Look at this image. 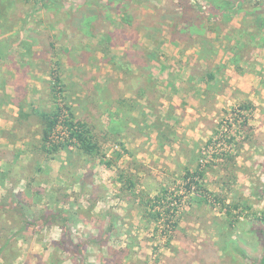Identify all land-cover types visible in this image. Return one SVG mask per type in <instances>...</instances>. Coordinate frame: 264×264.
<instances>
[{
  "label": "rangeland",
  "instance_id": "obj_1",
  "mask_svg": "<svg viewBox=\"0 0 264 264\" xmlns=\"http://www.w3.org/2000/svg\"><path fill=\"white\" fill-rule=\"evenodd\" d=\"M85 3L96 8L108 0L81 2ZM260 3L245 0L240 9L259 7L264 12ZM16 4L21 11L10 7L2 10L0 92L11 80L6 77L14 73L9 76L15 78V84L24 81L23 90L38 108L65 103L74 116H85L101 132L110 125V112L116 111L117 100H131L136 103L131 115L139 123L132 125L125 120L129 118L126 115L122 137L117 141L100 137L105 159L121 152L111 167L84 157L73 146L44 156L42 170L60 165V174L57 179L40 176L39 185L44 190L39 196L33 195L35 211L42 212L48 206L45 190L58 184V208L69 209L72 236L67 234L57 241L46 227L43 233L32 230L39 233L33 243L30 235L18 239L23 235H16L21 218H11L0 208V235L7 233L12 238L4 254L7 260L0 258V264H59L64 257L67 260L63 264H259L264 256V220L255 219L264 216V50L246 45L238 70L230 61L232 54H226L238 33L228 28L227 37L219 38L224 45L218 44V26L209 38L213 40L212 53L205 51L209 58L199 57L202 44L179 35L180 11L189 4L206 13L208 0H115L111 11H104L110 12L112 24H120L119 15L127 10L135 22L124 25L122 35L114 29L110 39L94 46L89 43L98 37L89 36L88 27L66 30L74 21L69 12L76 9L77 0H19ZM208 24L201 21L204 33ZM148 32L155 33L159 47L146 37ZM173 37L176 41H171ZM69 38L80 41L72 44L67 42ZM23 39L30 48L20 56L16 50ZM189 45L191 50L186 48ZM148 49L155 56L148 57ZM139 62L146 64L148 73L143 75L147 80L134 79L140 73ZM219 63L223 74L216 70L217 80H208V70L214 72ZM258 64L253 83L247 79L246 85L237 88L235 76L244 70L254 71ZM143 81L151 90L139 96L137 89ZM207 84L214 88L202 94ZM37 93L41 95L37 97ZM4 103L6 98L0 94V112L11 115V107ZM28 104L26 99L22 102L28 112L20 113L16 121L0 116V171L6 168L9 152L15 153L11 149L14 144L29 149L24 143H29L27 137L39 129V119L29 115ZM158 110L171 111L168 123L173 134L163 145L150 126ZM10 120L23 126V137H17L16 127L11 130L7 126ZM196 168L203 171L202 177L195 176L201 188L185 178L186 171ZM2 174L0 192L21 191L28 179L21 176L18 188ZM22 198L24 201L25 196ZM219 199L230 204L241 202L232 210L231 224ZM155 212L160 214L157 220L150 215ZM45 233L50 235L46 238ZM74 248L75 257L66 251Z\"/></svg>",
  "mask_w": 264,
  "mask_h": 264
},
{
  "label": "trees",
  "instance_id": "obj_2",
  "mask_svg": "<svg viewBox=\"0 0 264 264\" xmlns=\"http://www.w3.org/2000/svg\"><path fill=\"white\" fill-rule=\"evenodd\" d=\"M27 3L29 0H25ZM115 0H108L109 2H114ZM210 4V9L205 13V11H200V7H195V5H184L182 7V11H180V33L181 38H186L189 37V39H192V42L199 44L201 43L203 48L201 49L200 47V52H199V57H202L203 59L209 58L208 55H206L205 51L211 52V43L213 40H210L209 37L207 36V32H214L216 27L222 25L223 21H228L230 18V13L233 11V7L230 4L229 0H208ZM11 3L10 1L8 2L7 0H0V26L2 25L1 18L5 15L2 10L4 8L8 7L9 4ZM118 3H121V0H118ZM260 3V2H259ZM261 5L264 3L263 1L260 3ZM43 6H46V2L44 1ZM85 4L80 5L78 8V11L74 14L73 12H69L71 15L73 13V19L74 16L77 19L78 22H89V21H94L96 23V26L99 25V29L101 28H106L107 23H103V21H107L109 19L108 14L104 13V10L108 9L109 5L106 6H101V7H96L95 9H90L87 6H83ZM82 7V8H81ZM250 14L253 13V20L251 23V31L246 32V31H241L239 34V38L236 39V43L232 53V58L230 61L236 66V68L239 70V61L241 58L245 55L244 54V48L248 44H252V46H258L261 44H264V37L260 35V31L264 28V16H263V11H249ZM205 15V16H204ZM135 17H132L129 13H121L119 15V21L118 23H126L127 25H132L135 22ZM170 18V17H169ZM166 18V19H169ZM110 20L113 22V20L110 18ZM220 20V23H219ZM201 21L202 23L208 22V27L207 31L204 33L202 31L201 27ZM94 23V25H95ZM118 25V24H117ZM147 25V24H146ZM124 28V27H123ZM123 28L121 27H116L115 30L118 32L119 35L123 34ZM107 29V28H106ZM189 30L193 31L194 33H190ZM217 32V30L215 31ZM114 35L113 32H108L105 31L102 35V39H110V36ZM31 37V35H30ZM146 37L150 39L156 47H159V42L157 43L155 40V33L153 34L152 32L146 33ZM242 38V42H241ZM173 39H177L176 37H173ZM156 42V43H155ZM1 43V41H0ZM27 42L24 40H20L18 45L19 47H22L27 51L29 47L26 44ZM190 46V45H189ZM188 46V47H189ZM232 49V47L230 48ZM23 51L22 53H24ZM145 53L149 56H155L153 53V50H146ZM20 55V54H19ZM1 58V55H0ZM125 67V66H124ZM129 68L128 66H126ZM223 65L218 64L216 69L213 71L208 70L207 73V79L210 81L217 80V76L215 75L216 70L220 73L223 74ZM125 70V69H124ZM138 71H140L139 74L135 76L134 79H139L141 77L144 78V80H147V75H143L144 71L147 72L146 70V64L140 63L138 66ZM1 72V71H0ZM148 73V72H147ZM206 80V78L204 79ZM23 82L20 81V84H15L13 82V85L15 87L14 89V96L8 95L5 91H2L1 95L6 98L7 103H11L14 105L19 106L21 108L22 102H25V96L23 86ZM137 91L140 96L141 93H145L146 95L149 93L151 90V87L147 85L145 87V83H141ZM145 87V89H144ZM1 88V87H0ZM209 88H214V85L207 84L206 89H202V94H207L206 91L209 90ZM148 100V99H147ZM62 105H58L57 103L54 104L53 107H46V108H38L35 106L34 103L30 102V113L31 115L38 117L39 119V129L35 130V134L39 136L38 140H34L33 147H32V157L31 160L28 162L27 165L22 164L20 160H17L16 157L13 159L14 154L12 152H9L8 156L5 157L6 161V174L8 173L10 175L9 178L12 182L17 183L20 179L21 176H28L29 178L31 177V173L40 171L42 170L40 166L41 160L44 158V156L50 157L52 152L54 153L55 151L59 149H66L67 147L73 146L75 147L79 153H81L84 157L90 159V160H95L99 159L100 162H104L106 166L111 167L114 165V162L118 158L121 157V152H116L111 159H105L104 154L101 151V144H100V137L107 139L109 138L110 140H118L120 137L124 135V119L125 116L128 115L129 118L125 119L126 121L130 122L132 121L134 125L138 124L139 122L136 121L134 117L131 115V111L134 110L136 103L129 100H123V99H118L117 100V107L115 112H110V114L113 116V119L110 121V125L99 132V130L96 128V125L93 123V121H89L88 118L85 116L83 118H78L74 116L73 111H71L70 107H66L65 103H61ZM124 107L126 109H124ZM152 109L153 107H149ZM64 111L67 112V116L65 119L66 125L68 126V131H69V140H66L64 143H52L49 140V135L50 132L57 126L58 122L60 121L61 117L64 115ZM148 115V114H146ZM154 118L153 120L149 123L150 126L154 129L156 132V137L157 141L160 145H163L164 142L167 140L170 134H173V131L168 123V119L171 116V111L167 110L166 112L159 111L157 113H154ZM0 116L4 117L5 114L4 112H0ZM20 117V116H19ZM18 117V118H19ZM88 117V116H87ZM5 118L11 119L16 121L17 118L12 117L11 115H6ZM122 124V126H120ZM30 125H27V128H29ZM127 127V126H126ZM26 128V129H27ZM24 129V128H23ZM23 129L20 130L17 134L21 135V137L24 136ZM28 130V129H27ZM28 135V134H27ZM122 145L123 151L125 148ZM35 147V148H34ZM16 156V155H15ZM46 157V158H48ZM38 158L37 160H35ZM20 169H22V172H20ZM26 174V175H25ZM4 175V173L2 174ZM203 171L198 170L196 168L193 172L186 171L185 173V178H189V182H196V184L201 188V185L195 181V176L202 177ZM14 180V181H13ZM187 186L190 188V184L188 183ZM198 188V189H199ZM6 193L4 196L5 198H2L3 200L0 201V208L4 210L6 213L9 215H13V218H17V215H19L18 218H21L19 221L18 226L16 225V235L17 233L24 232V230L32 231V230H37L38 231V223L35 221L37 218H43L46 221H51V222H62L64 221V227H65V232H64V237L67 238V234L69 229H67L68 226H66V221H68L69 216L64 214L62 210L58 212H48V213H43L46 214L45 216H41L42 212H30L28 209V206L23 203V199H20L18 194H14L9 190H6ZM214 200L215 197L213 198ZM9 200H13L14 205L16 208L15 210L11 211V206L9 204ZM221 201V209L223 210L225 217H227V221L229 224H231L230 217L232 216V210L233 209H238L241 206V202H234V203H226L224 199H219ZM245 200V199H244ZM9 204V205H8ZM8 206V207H7ZM148 204L143 205L144 208H146ZM10 212V213H9ZM241 212V210H240ZM29 213V214H27ZM150 215L157 220V218H160L159 212L155 213H150ZM29 217V218H28ZM35 217H37L35 219ZM32 218V219H31ZM31 219V220H30ZM257 221H262L264 220V216L259 217V219H255ZM42 224V223H41ZM40 230V229H39ZM33 232V231H32ZM263 237H264V232H263ZM12 238L7 236V233H1L0 235V258L6 259L4 257V254L6 253V247L9 241ZM68 240H65L66 242ZM69 243V242H68ZM7 260V259H6ZM259 264H264V256L261 257V259L258 262Z\"/></svg>",
  "mask_w": 264,
  "mask_h": 264
},
{
  "label": "crops",
  "instance_id": "obj_3",
  "mask_svg": "<svg viewBox=\"0 0 264 264\" xmlns=\"http://www.w3.org/2000/svg\"><path fill=\"white\" fill-rule=\"evenodd\" d=\"M8 2L10 1L11 3L9 4V6H8V8L10 9V10H13V11H21V9H20V4L19 5H17L16 3H19V0H17V2H16V0H7ZM83 1H85V0H77V7H76V9L75 10H73V13L75 14L77 11H78V8H80L79 6H80V4H81V2H83ZM230 1V4H231V6L233 7V11L230 13V18H229V20H228V22H227V24L225 25V26H223V25H220V27H219V29H221V30H219L218 31V35H216L215 34V36H216V38H218V40H217V43L218 44H222V45H224L223 44V41H221V40H219V38H221V35H225L226 36V31H227V29L228 28H230L229 29V31H234V32H236V33H238V34H235L236 36H237V39L239 38V33L241 32V31H246V32H250L251 31V23H252V20H253V13L252 14H250L249 13V11H253V10H257V11H260L259 10V7L257 8V9H252V10H242V9H240V5H242V4H245V0H229ZM256 0H252V3H253V5L254 4H256V5H259V3H257V2H255ZM263 1V3H264V0H262ZM240 3V4H239ZM14 4L16 5V7L14 6ZM43 4V3H42ZM239 4V5H238ZM82 5V4H81ZM106 5H109V7H108V10L109 11H111L110 10V8H111V2H109V3H106V4H103L102 6H106ZM210 5V4H209ZM263 5V4H262ZM83 6H87L88 8H90V9H95V8H91V7H89L88 6V4L87 3H85V5H83ZM82 8V7H81ZM107 10V9H106ZM106 10H104V11H106ZM31 12V11H30ZM105 13V12H104ZM107 13V12H106ZM126 13H129L131 16H132V14L129 12V10H127L126 11ZM232 13H234V16L232 15ZM23 15V17L24 18H26L25 16H27L26 14H22ZM263 16H264V13H263ZM108 17H109V19H107V21L105 22V21H103V23H107V29L106 28H98L99 27V25H97L96 26V23L92 20V21H87V22H78L77 21V19L75 18V16H74V21H73V23H71L72 25H71V27H69V28H66V30H69V29H71L72 27H75V29H79L80 28V26H83L84 28H89V31L87 32V34L90 36L91 35V37H93L94 35L95 36H97L98 37V39L96 40V41H94V40H90L91 42H93V43H89L90 45H92V46H94L95 44H97V43H99V42H102V36L101 35H103V33L105 32V31H108V32H113V30L116 28V27H124V25H127V24H125V23H121L120 22V24H118V25H113L112 24V21L110 20V18L112 19L113 17L110 15V12L108 13ZM75 21H76V23H75ZM233 21H235V22H237V23H235L234 24V22ZM94 23H95V25H94ZM219 23H220V20H219ZM233 25H232V24ZM91 24V25H90ZM231 24V25H230ZM128 26H130V25H128ZM232 26V27H231ZM92 27H95V28H92ZM73 29V28H72ZM24 30V29H23ZM86 30V29H85ZM91 30V31H90ZM241 30V31H240ZM25 31V30H24ZM102 32V33H101ZM72 34H76V32L73 30V32H72ZM208 37L210 38V39H212L211 38V35L212 34H214V33H212V32H208ZM260 35L262 36V37H264V28L260 31ZM227 37V36H226ZM84 38H88L87 36H85ZM24 40V39H23ZM67 40V42L70 40L71 42H69V43H77V41L79 42L80 40L78 39V40H71V38H69V39H66ZM230 40L231 39H228L227 41H229L230 42ZM171 41H176L175 39H171ZM95 42V43H94ZM241 42H242V38H241ZM231 44V43H230ZM15 46V45H14ZM216 46H218V45H216ZM235 46V45H234ZM17 47H19V46H17ZM191 47L192 46H189V47H187L186 46V48L187 49H189V50H191ZM193 47H194V45H193ZM232 47V51H231V48ZM255 46H252V49L254 48ZM259 47H261V48H259ZM30 48V47H29ZM230 48L228 49V51H227V53L226 54H232V52H233V50H234V47L233 46H230ZM262 49V50H264V44H261V45H259L258 47L256 46L254 49ZM193 49V48H192ZM19 54H20V56H24V55H26L27 54V51H25V49L23 48V46L22 47H19V49H17L16 50ZM23 51H25L24 53H22ZM230 55L228 56V58L230 57ZM243 58H245V57H242L241 58V60L239 61V67H241L242 66V60H243ZM261 66L263 67L264 66V64H261ZM259 64H258V66L256 65V67H255V69H254V71L252 70V71H247V70H244L243 71V74L242 75H237V76H235V78H234V80L236 81V87L237 88H242V86L243 85H246L247 84V79H250L249 81H251V80H253V78L254 77H256L255 75H256V70H259ZM2 70V69H1ZM0 70V71H1ZM249 70V69H248ZM3 72V71H2ZM2 72H0V74L2 73ZM9 75H14V73H9ZM7 76L6 77V79H8V78H11V80L9 81V79H8V82H7V84H6V86L4 87V90H5V92L6 93H8V95H10V96H14V89H15V87H14V85H13V82L15 81V78H12V77H10V76ZM255 81V80H254ZM22 82L24 83V81L22 80ZM251 83H253V81H251ZM263 89V91H264V88H262ZM28 92V91H27ZM2 92H0V94H1ZM24 95L23 96H25V99L27 100V102L29 103L28 104V106L30 105V102L32 101V100H30L29 98V94L27 93L26 94V90L24 89V93H23ZM37 95V97L38 96H40L41 95V93H37L36 94ZM31 103H34V102H31ZM4 105L6 106V108H8V106H10L11 107V110H12V112H11V116L12 117H19L20 116V113H21V115L24 113V112H26V113H24V114H27V112H28V110H27V105H22L21 106V108H19V106H17V105H14V104H11V103H7V104H5L4 103ZM36 106V105H35ZM37 107V106H36ZM44 108H46V107H44ZM9 109V108H8ZM7 109V110H8ZM31 110H30V106H29V112H30ZM163 112V111H162ZM29 115H31V113H29ZM11 125H7L8 127H10L11 128V130L12 129H14V127H16V129H17V132H19L20 130H22L23 129V126H20V125H16V122H12L11 120H10V122H9ZM1 122H0V126H1ZM132 125H134L133 123H131ZM203 124V123H202ZM31 125V124H30ZM31 126H34V125H31ZM1 128H3V127H1ZM6 128V127H5ZM4 129V128H3ZM7 130V129H6ZM9 130V129H8ZM31 135H29L28 137H27V140H28V142L29 143H24V144H26V148L28 147L29 149H26V150H24V149H21L20 147H18L19 145H18V143L16 142L15 144H14V148H11V149H13V150H15V153H14V157H13V159H15V157H16V159L17 160H20L21 162H22V164H24V165H27L28 164V162L31 160V157H32V152L33 151H31L30 149L33 147V142H34V140H38L39 139V136L38 135H36L35 134V131L33 130L31 133H30ZM21 135H18L17 134V137H20ZM23 140V139H22ZM16 155V156H15ZM38 158H36L35 160H37ZM27 163V164H26ZM55 165V164H54ZM49 166V165H48ZM57 168H54V169H52L51 168V166L50 167H48L47 168V171H45V168L43 169V170H40V171H36V172H33V173H31L30 175H31V177L32 178H29L28 176H23V178H28L26 181H25V186L23 187V188H20V190L21 191H16L15 189H13V191L11 190V192L12 193H14V194H18L19 195V197H20V199H23L22 198V195H24L25 196V199H24V201H23V203L24 204H26V206H28V209L30 210V208H31V210H30V212L29 213H31V212H35V204L33 203V195H37V196H39V194H42L43 193V190H44V187H42V185H39V184H41V183H39L41 180H39V178H40V176H42V175H46V177L49 179V178H53V179H57L58 177H57V175L58 174H60L59 172V170H58V168H60V165H55ZM0 172H3L4 173V179H6L10 184H16L15 182H12L10 179L11 178H9L10 177V175L7 173L6 174V168L5 169H2ZM14 181V180H13ZM19 181L21 182V180L19 179ZM18 181V182H19ZM19 182V183H20ZM35 184H37V185H35ZM19 184H16V186H18ZM1 186V185H0ZM58 186V184H53V187H51L50 189H47V190H45V194H46V199H50V203H48V206H47V204L44 206V208L42 209L43 211L42 212H44V213H48V212H58V211H60V210H62V211H64L63 213L64 214H66V216L68 215V213H69V209H64V207H62V208H58V206H60V204H61V202H59L58 204H57V195L59 194L58 193V190H57V187ZM18 188H19V186H18ZM6 190H8V189H6ZM1 193V197H0V201H2L3 199L2 198H5V194H7L6 193V191L4 190V191H2V192H0ZM5 195V196H4ZM27 197V198H26ZM64 198V197H63ZM65 200V199H64ZM9 202H11L10 203V206H11V211L12 210H15L14 208H16V206L14 205V203H13V200H9ZM66 204V202L64 203V205ZM30 205V206H29ZM37 206H40V205H37ZM50 207V208H49ZM10 213V212H9ZM28 213V214H29ZM8 214V213H7ZM46 214H41V216H45ZM11 218H13V215H9ZM29 218V217H28ZM37 217H35V219H36ZM32 219V218H31ZM30 219V220H31ZM69 219V218H68ZM35 221H37V223H38V229H40V231H38V232H41V233H43V232H46V230H45V228L46 227H50L51 229V231H53V238L55 239V240H60L63 236H64V230H65V227H64V221H63V224H62V222H51V221H46L45 219H43V218H37ZM70 220H68V221H66L65 223H66V226H71V224H70V222H69ZM42 223V224H41ZM12 224V223H11ZM69 227H67V229H69ZM55 228H57L58 230L57 231H54V230H56ZM72 231V230H71ZM38 232H32L31 230L30 231H28V230H24V232H23V235L22 234H20L19 236H18V239H21L23 236H25V235H30V240H31V242L33 243V241H34V238L36 237V235L37 234H39ZM58 232V233H57ZM40 233V234H41ZM25 234V235H24ZM68 234H70L71 236H72V233H69V231H68ZM31 235H33L32 237H31ZM50 235V233L49 234H44V236L47 238V236H49ZM56 236H58V237H56ZM65 238V237H64ZM69 240V239H68ZM64 241H62V243H63ZM70 246H71V244H70ZM66 251H70V253L75 257V255H76V249L74 248V249H67ZM66 260H67V258L66 257H64V263H66ZM63 262L61 261L59 264H63Z\"/></svg>",
  "mask_w": 264,
  "mask_h": 264
},
{
  "label": "built area",
  "instance_id": "obj_4",
  "mask_svg": "<svg viewBox=\"0 0 264 264\" xmlns=\"http://www.w3.org/2000/svg\"><path fill=\"white\" fill-rule=\"evenodd\" d=\"M67 116V112L64 111L63 117H61L60 121L58 122L57 126L50 132L49 140L50 142L56 143H64L66 140H69V131L68 126L66 125L65 119Z\"/></svg>",
  "mask_w": 264,
  "mask_h": 264
}]
</instances>
